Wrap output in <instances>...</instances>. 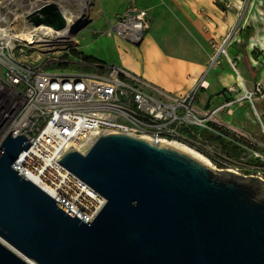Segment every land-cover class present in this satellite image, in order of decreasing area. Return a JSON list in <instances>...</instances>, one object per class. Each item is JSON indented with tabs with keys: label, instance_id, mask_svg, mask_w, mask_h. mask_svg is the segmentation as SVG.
<instances>
[{
	"label": "water",
	"instance_id": "95a60500",
	"mask_svg": "<svg viewBox=\"0 0 264 264\" xmlns=\"http://www.w3.org/2000/svg\"><path fill=\"white\" fill-rule=\"evenodd\" d=\"M41 14L36 26L66 28L56 4ZM11 133L0 146V264H264L263 178L105 133L60 161L105 199L86 222L14 167L32 143Z\"/></svg>",
	"mask_w": 264,
	"mask_h": 264
},
{
	"label": "built area",
	"instance_id": "2783aa9c",
	"mask_svg": "<svg viewBox=\"0 0 264 264\" xmlns=\"http://www.w3.org/2000/svg\"><path fill=\"white\" fill-rule=\"evenodd\" d=\"M52 4L67 20L63 30L36 26L30 19L42 17L41 11ZM81 15L70 18L60 8V0L0 1V146L11 131L14 136L31 138L30 148L21 153L14 167L66 208L68 203L56 198L55 192L76 204L81 199L78 185L89 187L60 163L67 153L86 154L100 136L114 132L186 144L193 129L213 131L212 122H220L224 109L232 104L208 110L198 104L210 74L223 55L229 56L226 43L231 36L213 42L215 53L194 87L175 94L119 64L77 59L82 69L60 66V32ZM22 22L29 27L20 32ZM150 23L149 11L138 0H129L126 11L114 18L106 34L139 47ZM262 90L260 86L251 95L262 94ZM104 203L103 198L100 208ZM76 215L86 222L94 219Z\"/></svg>",
	"mask_w": 264,
	"mask_h": 264
},
{
	"label": "rangeland",
	"instance_id": "374dc122",
	"mask_svg": "<svg viewBox=\"0 0 264 264\" xmlns=\"http://www.w3.org/2000/svg\"><path fill=\"white\" fill-rule=\"evenodd\" d=\"M231 1L234 2L233 6L228 8V0H216L221 10H232L236 21L227 34L231 36L226 43L229 56L223 55L210 81L227 64L242 79L225 87L218 95V103H202L198 100L199 106L205 110L215 104H232L224 109L220 122H212L213 131L193 129L186 145L204 155L218 170H232L241 176L264 179V50L257 47L249 49L250 40L260 43V39H264V0ZM103 6V0H60V8L68 9L69 16L70 13H82L87 17L83 26L66 34L67 38H60L61 42L70 38L75 42L60 47V66L82 69L75 63L77 59L87 61L86 58H93L113 64L120 57L121 52L116 45L118 42L106 34L115 15H109ZM75 21L73 19L72 23ZM154 22L152 18L147 32L152 30ZM28 27V23L22 22L19 30L22 32ZM169 40L165 47L175 49L180 46L178 37L172 35ZM212 44L207 66L215 53ZM253 52L258 55V60L252 56ZM24 54L30 55L28 51ZM260 86L263 87V93L251 95Z\"/></svg>",
	"mask_w": 264,
	"mask_h": 264
},
{
	"label": "crops",
	"instance_id": "0c3cea01",
	"mask_svg": "<svg viewBox=\"0 0 264 264\" xmlns=\"http://www.w3.org/2000/svg\"><path fill=\"white\" fill-rule=\"evenodd\" d=\"M128 3L129 0H103L105 11L115 15L111 22L126 11ZM233 3L228 0L227 7L232 8ZM138 4L149 11L154 27L139 47L116 40L121 55L112 63L141 74L172 93L188 92L208 67L210 43L221 42L233 28L236 20L232 10H221L216 0H138ZM172 35L180 39L178 48L165 47ZM260 40H250L249 49L264 50V39ZM239 75L228 64L224 65L211 81L209 77L208 87L202 89L198 100L218 103V95L237 83Z\"/></svg>",
	"mask_w": 264,
	"mask_h": 264
},
{
	"label": "bare ground",
	"instance_id": "6f19581e",
	"mask_svg": "<svg viewBox=\"0 0 264 264\" xmlns=\"http://www.w3.org/2000/svg\"><path fill=\"white\" fill-rule=\"evenodd\" d=\"M65 13H69L68 9L63 8ZM75 15H73L72 13H70V18H74ZM87 21V17H85V15H81L78 20L74 23V25H72L69 29L61 31L60 32V38L66 37V34L70 33L72 30H75L77 28L74 27H78L82 22H86ZM61 41V40H60ZM75 43L73 38L70 39H66L63 40L61 43V46H65L64 44H68V43ZM240 76V75H239ZM240 79H242V77L240 76ZM172 146H175L195 157H197L198 159L204 161L205 163H207L208 165L212 166V163L202 154H200L199 152L195 151L194 149L190 148L189 146H187L186 144L180 143V142H175V143H169ZM78 188H80V193L79 195L81 196V199L76 201V204H71L69 203V201H67V199H64L63 195H60V193L55 192V197L58 198L59 200L61 199L63 202L65 200L66 203H68L67 205L69 206L67 209L70 210L72 213H74L76 215V212L83 215L84 218H86L87 220H92L94 218V216L96 215L97 211L99 210L100 206L103 203V197L99 194H97L93 189L86 187L85 185H78ZM78 216V215H77Z\"/></svg>",
	"mask_w": 264,
	"mask_h": 264
},
{
	"label": "trees",
	"instance_id": "16d2710c",
	"mask_svg": "<svg viewBox=\"0 0 264 264\" xmlns=\"http://www.w3.org/2000/svg\"><path fill=\"white\" fill-rule=\"evenodd\" d=\"M252 56L254 57V59L258 60V55L256 54V52H253ZM86 60L91 63H103L102 61L93 58H86Z\"/></svg>",
	"mask_w": 264,
	"mask_h": 264
}]
</instances>
